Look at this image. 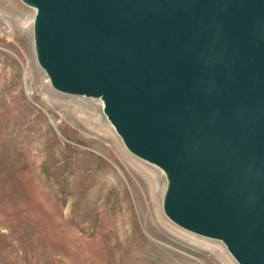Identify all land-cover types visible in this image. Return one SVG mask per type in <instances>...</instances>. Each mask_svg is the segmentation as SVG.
<instances>
[{
    "label": "water",
    "instance_id": "95a60500",
    "mask_svg": "<svg viewBox=\"0 0 264 264\" xmlns=\"http://www.w3.org/2000/svg\"><path fill=\"white\" fill-rule=\"evenodd\" d=\"M59 94L101 99L163 212L264 264V0H21Z\"/></svg>",
    "mask_w": 264,
    "mask_h": 264
},
{
    "label": "rangeland",
    "instance_id": "374dc122",
    "mask_svg": "<svg viewBox=\"0 0 264 264\" xmlns=\"http://www.w3.org/2000/svg\"><path fill=\"white\" fill-rule=\"evenodd\" d=\"M35 14L21 0H0V30ZM33 27L31 41L0 39V264H221L164 227L157 204L170 226L238 264L222 242L166 218L164 171L129 153L101 99L52 88ZM110 128L122 151L103 133Z\"/></svg>",
    "mask_w": 264,
    "mask_h": 264
},
{
    "label": "bare ground",
    "instance_id": "6f19581e",
    "mask_svg": "<svg viewBox=\"0 0 264 264\" xmlns=\"http://www.w3.org/2000/svg\"><path fill=\"white\" fill-rule=\"evenodd\" d=\"M34 18H35V15L23 20L22 26L18 25V26H14L13 28L12 27L11 28L8 27L5 31L0 30V39H6L10 35L19 33L22 37H26L29 41H31V39H32L31 30H32V26L34 24ZM4 19H5L4 17H0V25H2V22L5 21ZM16 30H18V31L16 32ZM103 133L105 135H107L116 144L117 148L120 151H122L120 146L116 143V141H115V139L113 137V134H112L113 132H112L111 128L107 132H103ZM132 165L134 167H136L141 173H143V174L145 173V170L143 168L137 166L135 163H132ZM164 189H166V187H164L163 190ZM155 212H156V215H157V218H158L157 220H159V222L164 227H166L170 232H172L176 236H178V237H180V238H182V239H184V240H186V241H188L190 243H193V244H195V245H197V246H199V247H201L203 249L209 250L211 254L212 253L215 254V256L221 262V264H235V262L232 261L230 256L226 255V253L224 252L222 247H220L218 245L209 244V243H206L204 241L197 240V239L187 235L186 233H183L182 231L177 230L176 228L170 226L161 217L160 205L159 204L155 205Z\"/></svg>",
    "mask_w": 264,
    "mask_h": 264
}]
</instances>
